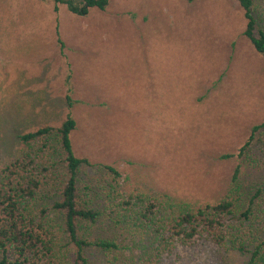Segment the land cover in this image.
<instances>
[{"label":"rangeland","instance_id":"1","mask_svg":"<svg viewBox=\"0 0 264 264\" xmlns=\"http://www.w3.org/2000/svg\"><path fill=\"white\" fill-rule=\"evenodd\" d=\"M246 25L237 0H110L85 16L52 0H0V166L19 134L71 113L75 150L95 163L82 169L87 182L108 183L101 165H113L126 192L195 203L223 196L238 162L242 187L264 182V128L238 156L264 121V55ZM120 251L94 250L92 264H143ZM244 260L198 237L150 264Z\"/></svg>","mask_w":264,"mask_h":264},{"label":"trees","instance_id":"2","mask_svg":"<svg viewBox=\"0 0 264 264\" xmlns=\"http://www.w3.org/2000/svg\"><path fill=\"white\" fill-rule=\"evenodd\" d=\"M52 1L56 10L66 5L82 16L110 4ZM237 1L247 20L244 35L264 55V29L255 15L259 1ZM261 3L264 6V0ZM76 127V118L68 113L57 126L22 132L17 151L0 166V264H92L94 250L123 249L132 262L137 258L150 264L198 237L243 254V264H264V182L242 187L239 162L231 184L216 201L195 203L167 193L126 192L121 189L123 174L113 165H101L111 174L106 184L83 179L82 169L95 163L76 152ZM263 128L264 121L252 127L239 157L246 155L255 133ZM100 223L108 227L97 235Z\"/></svg>","mask_w":264,"mask_h":264}]
</instances>
